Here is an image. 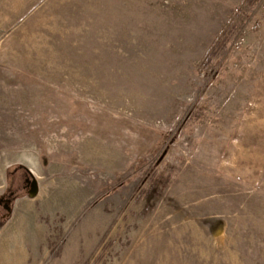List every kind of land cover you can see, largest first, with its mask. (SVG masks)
I'll return each mask as SVG.
<instances>
[{
	"label": "rangeland",
	"instance_id": "1",
	"mask_svg": "<svg viewBox=\"0 0 264 264\" xmlns=\"http://www.w3.org/2000/svg\"><path fill=\"white\" fill-rule=\"evenodd\" d=\"M0 264H264V0H0Z\"/></svg>",
	"mask_w": 264,
	"mask_h": 264
},
{
	"label": "water",
	"instance_id": "2",
	"mask_svg": "<svg viewBox=\"0 0 264 264\" xmlns=\"http://www.w3.org/2000/svg\"><path fill=\"white\" fill-rule=\"evenodd\" d=\"M35 187H36V184L34 183V189H35Z\"/></svg>",
	"mask_w": 264,
	"mask_h": 264
}]
</instances>
